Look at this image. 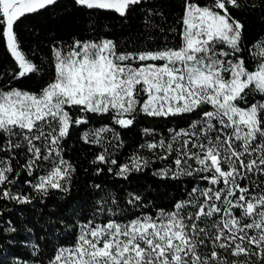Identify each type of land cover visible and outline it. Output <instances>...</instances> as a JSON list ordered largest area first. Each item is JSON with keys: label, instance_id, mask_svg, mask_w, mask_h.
<instances>
[{"label": "snow or ice", "instance_id": "6c2138e0", "mask_svg": "<svg viewBox=\"0 0 264 264\" xmlns=\"http://www.w3.org/2000/svg\"><path fill=\"white\" fill-rule=\"evenodd\" d=\"M58 2L0 0V44L17 68L0 87V200L24 205L53 191L69 193L76 166L64 158L63 142L90 116L110 120L80 136L100 148L91 161L96 175L106 167L128 180L155 161H170L153 175L188 178L191 187L170 209L154 212L141 194L128 191L126 206L141 211L126 215L118 196L93 185L104 193L95 211L74 223L73 241L55 246L46 264H264V39L251 45L246 60L244 24L233 15L248 7L264 10V0H179V28L171 29L176 46L165 40L163 47L122 51L107 37L73 39L51 46L52 79L39 91L11 87L40 71L23 50L17 23ZM146 3L71 0L78 9L124 19ZM143 17L150 34L166 35L153 23L164 18L162 11L148 7ZM138 115L180 118L187 126L170 127L166 136L141 129L145 142L121 163L114 158L124 147L116 129L130 130ZM21 176L30 193L12 190ZM16 231L11 221L0 223L3 234ZM32 248L36 255L38 243Z\"/></svg>", "mask_w": 264, "mask_h": 264}, {"label": "trees", "instance_id": "16d2710c", "mask_svg": "<svg viewBox=\"0 0 264 264\" xmlns=\"http://www.w3.org/2000/svg\"><path fill=\"white\" fill-rule=\"evenodd\" d=\"M148 7H155L164 13V18L153 20L165 29L166 35L159 32L151 34L143 27V12ZM180 5L179 0H149L142 8L131 11L127 18H121L113 12H92L73 7L71 0H59L55 7H50L38 14L22 18L16 25V31L22 41L23 50L29 58L40 66L38 73L12 81L11 87L37 92L52 79L49 67L50 49L54 44L71 45L73 39L96 40L107 37L117 42L120 50H133L163 47L167 40L168 46L174 47L179 43L178 36L171 29H178L177 24ZM234 16L244 24L242 55L249 60L251 45L258 39H264V10L259 6L248 7L234 12ZM14 61L3 51L0 44V87H6L11 80L9 73L16 71ZM252 96H249L251 101ZM73 115H79L74 112ZM195 118V117H193ZM108 117L90 116V123L85 127L73 128L68 138L63 142L64 158L76 166L72 178L71 190L65 194L58 191L51 192L47 197L37 196L31 204H18L15 201L0 200V223L11 221L17 231L12 234L0 232V264H16L17 260L27 264H46L53 248L59 244L71 243L75 231L74 223L85 221L95 211L97 199L104 193L94 190L95 184H100L114 196L120 198V206L125 213L140 212L132 209L124 202L125 193L136 191L144 197V203L149 205V211L158 208L170 209L172 204L184 198V193L191 187L188 178L180 180H163L155 177L153 172L164 167L168 162L155 161L142 173L132 174L128 180L110 175L107 168L103 174L96 175V166L91 164L99 146L83 143L80 136L84 131L109 124ZM187 124L180 118L163 119L138 115L134 127L122 130L117 127L124 147L115 153L114 158L123 163L134 152L138 145L145 142L141 134L143 128H154L157 133L167 135L170 127L184 128ZM158 135L156 139H159ZM110 150H114L113 148ZM141 155L150 160L152 157L141 150ZM23 163V159H20ZM19 171V168H17ZM26 176H21L14 192L30 193L31 189L24 184ZM129 218L130 215H129ZM100 219H104L101 217ZM32 229L31 232L27 231ZM38 243L39 252L33 255L32 245Z\"/></svg>", "mask_w": 264, "mask_h": 264}]
</instances>
